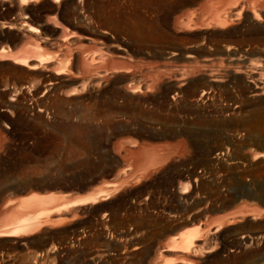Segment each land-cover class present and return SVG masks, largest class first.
<instances>
[{
  "label": "rangeland",
  "instance_id": "374dc122",
  "mask_svg": "<svg viewBox=\"0 0 264 264\" xmlns=\"http://www.w3.org/2000/svg\"><path fill=\"white\" fill-rule=\"evenodd\" d=\"M220 1L65 0L68 28L107 31L126 46L121 61L135 78L116 74L114 86L95 93L76 84L67 96L60 89L74 85L45 90L42 78L0 65V113L10 129L0 206L26 196L17 192L25 187L81 198L102 185L120 189L96 204H74L71 221L41 224L20 241L0 237V264H152L181 231H212L238 205L264 209V0H227L229 22L212 27L203 8ZM6 12L0 8V20L11 19ZM188 16L204 27L174 31L173 22ZM13 35L0 38L10 45ZM18 76L27 89L14 86ZM124 85L148 93L127 96ZM178 141L184 147L151 175L132 173L134 158L123 148L148 144L163 153ZM202 238L213 251L190 264H264V216Z\"/></svg>",
  "mask_w": 264,
  "mask_h": 264
},
{
  "label": "bare ground",
  "instance_id": "6f19581e",
  "mask_svg": "<svg viewBox=\"0 0 264 264\" xmlns=\"http://www.w3.org/2000/svg\"><path fill=\"white\" fill-rule=\"evenodd\" d=\"M65 3V0H0V8L7 10L6 13L12 15L8 21L6 19V21L0 20V34L5 31H12L14 34L10 45H6L7 41L5 42V39L0 38L1 67L10 68L22 75V77L27 75L42 78V80L47 81L45 90H56V88H60L64 84L74 86L76 84L80 87L79 90L83 92L95 93L102 87L114 86L116 84L115 81L119 79L114 76L116 74L124 73L123 75L120 74V79L122 80L134 79L135 77L131 75L132 72L129 74V70L127 71L129 65L121 61L127 55L126 46L124 47L123 43L120 44L118 43L119 41H115L116 39L113 40L106 33L107 31L91 30L89 27H84L85 25L81 26L71 22L72 25L68 28L65 25L68 22H66L68 15L66 16L64 12ZM230 4L231 2L227 0L221 2L219 6L205 4L203 8L204 15L206 19L210 20L212 27H220L228 21L227 13L229 12L230 14V11H227V8ZM262 5L264 6V3ZM239 12L240 10L234 11L231 15H238ZM250 14L252 20L260 19L255 11H251ZM32 15H35L37 19L32 18ZM30 22H35L36 27L32 26ZM202 25L204 27V23L200 18L194 19V17L188 16L184 20L173 22V29L176 32H181ZM112 77H115V79ZM13 80L14 86L18 85L22 89H27L24 85L26 84L23 81L24 79L18 76V78ZM153 81L155 80L151 78L150 83L152 85L156 82L153 83ZM146 86L148 87V85ZM176 86H180L179 82ZM137 87L138 85H124L120 87V90L127 96L137 95L138 93L145 96L148 93L143 92L139 88L136 89ZM149 87L151 88V85ZM75 88L71 91H62L60 89V92L66 96L71 95L78 89ZM145 89L147 88L145 87ZM4 119L0 113V165L6 161V152L10 145V142L8 143L10 129ZM132 147L133 145H128L123 148L125 154H129L134 158L135 168L132 173L147 177L160 168L173 152L182 149L181 147H184V144L182 141H178L171 148L168 147L163 153L158 152L156 146L153 147L148 144H142L135 150ZM118 175L115 176L114 180L119 178ZM121 176L123 175L121 174ZM128 179L129 177L119 178V180H122V184L133 185L132 182L129 183L131 179ZM92 183L93 181L81 188H87ZM117 186L115 184L99 186L82 198L79 195L72 196L60 193L56 195L49 193L41 195L32 192L31 188L27 187L16 190L18 193H29L26 196L5 201L0 206V237H12L20 241L26 235L36 231L41 224H47L48 227H51L67 220L71 221L70 218L80 208L79 205L104 201L107 199L108 194L110 195L113 191L114 193L116 192ZM110 187L113 188H111L112 191ZM181 189L185 188L182 187ZM114 193L110 196H113ZM69 204L73 205L60 208V206ZM261 204H264V201ZM238 206L236 205L237 209L235 211L226 213L227 215L222 217L212 231L208 230V226L206 228L197 226L167 238L166 244L163 245V252L165 251L166 253L162 254L163 252L161 253L160 251L156 255L157 260L155 259L152 264H172L177 259H180V262L185 264L198 263L203 257L207 256L206 254L213 251V247L203 249V235L210 234L215 237L219 228L234 224L243 218L255 219L264 216V209L259 208L254 203ZM217 219L215 220L218 222ZM194 247L195 249H193ZM172 254L173 257L171 256Z\"/></svg>",
  "mask_w": 264,
  "mask_h": 264
},
{
  "label": "trees",
  "instance_id": "16d2710c",
  "mask_svg": "<svg viewBox=\"0 0 264 264\" xmlns=\"http://www.w3.org/2000/svg\"><path fill=\"white\" fill-rule=\"evenodd\" d=\"M185 137H187L188 138V136H185ZM188 140H189V138H188ZM190 141V140H189ZM258 161V160H257ZM257 161H255V162H257Z\"/></svg>",
  "mask_w": 264,
  "mask_h": 264
},
{
  "label": "water",
  "instance_id": "95a60500",
  "mask_svg": "<svg viewBox=\"0 0 264 264\" xmlns=\"http://www.w3.org/2000/svg\"><path fill=\"white\" fill-rule=\"evenodd\" d=\"M262 205H264V204H262Z\"/></svg>",
  "mask_w": 264,
  "mask_h": 264
}]
</instances>
